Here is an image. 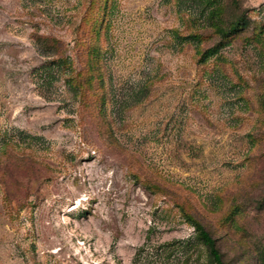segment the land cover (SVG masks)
Returning <instances> with one entry per match:
<instances>
[{
  "label": "rangeland",
  "instance_id": "374dc122",
  "mask_svg": "<svg viewBox=\"0 0 264 264\" xmlns=\"http://www.w3.org/2000/svg\"><path fill=\"white\" fill-rule=\"evenodd\" d=\"M219 10L248 26L0 0V264H213L187 214L227 264H264V0Z\"/></svg>",
  "mask_w": 264,
  "mask_h": 264
},
{
  "label": "trees",
  "instance_id": "16d2710c",
  "mask_svg": "<svg viewBox=\"0 0 264 264\" xmlns=\"http://www.w3.org/2000/svg\"><path fill=\"white\" fill-rule=\"evenodd\" d=\"M181 6H184L188 10L196 11L205 17L207 20H212L216 31L222 36L226 37L234 34L241 29L248 26V19L240 15L236 20H232L229 23H223L222 15L219 13V4L222 0H178ZM217 49H211L207 51V54H214ZM63 58L58 60H52L49 65L44 66L45 70H49L54 65L64 64ZM191 221L195 229V237L199 240L203 246L207 249L209 258L213 264H227L224 259L223 253L218 246L217 239L207 229V227L197 218H193L190 215H186Z\"/></svg>",
  "mask_w": 264,
  "mask_h": 264
}]
</instances>
